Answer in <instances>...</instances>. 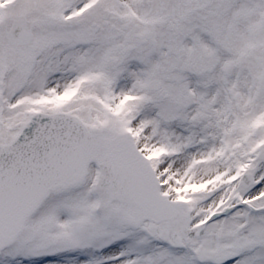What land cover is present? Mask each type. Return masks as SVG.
Listing matches in <instances>:
<instances>
[{
  "label": "snow or ice",
  "instance_id": "obj_1",
  "mask_svg": "<svg viewBox=\"0 0 264 264\" xmlns=\"http://www.w3.org/2000/svg\"><path fill=\"white\" fill-rule=\"evenodd\" d=\"M0 264H264V0H0Z\"/></svg>",
  "mask_w": 264,
  "mask_h": 264
}]
</instances>
